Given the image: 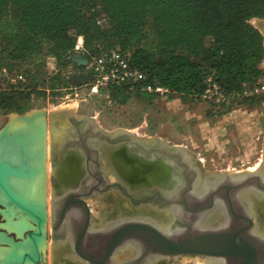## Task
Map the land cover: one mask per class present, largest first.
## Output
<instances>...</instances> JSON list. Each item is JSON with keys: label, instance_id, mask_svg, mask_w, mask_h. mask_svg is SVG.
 I'll return each instance as SVG.
<instances>
[{"label": "trees", "instance_id": "obj_1", "mask_svg": "<svg viewBox=\"0 0 264 264\" xmlns=\"http://www.w3.org/2000/svg\"><path fill=\"white\" fill-rule=\"evenodd\" d=\"M253 19H264V0H0V65L14 70L52 57L59 68L82 69L71 59L82 37L84 57L112 49L129 54L146 83L168 88L171 97L201 99L211 77L232 101L220 109L230 111L254 100L245 90L264 80V39ZM44 85L39 90L32 77L5 89L0 84V112L24 114L33 97L69 88L70 78L59 71ZM102 93L125 105L142 91Z\"/></svg>", "mask_w": 264, "mask_h": 264}, {"label": "water", "instance_id": "obj_2", "mask_svg": "<svg viewBox=\"0 0 264 264\" xmlns=\"http://www.w3.org/2000/svg\"><path fill=\"white\" fill-rule=\"evenodd\" d=\"M251 25L262 34L264 39V19H256L255 24ZM72 61L80 67L87 65V61L83 58H73ZM90 80L91 73L86 70L76 75L71 81L75 85L88 83ZM47 117L51 137V164L54 169L65 170L66 159L69 158V155H72L79 158L85 157L83 160L85 163L93 161L99 167L102 165L103 170L105 168L103 157H106L105 159L111 163L122 184L109 181L101 172L103 178L101 191L118 189L125 198L121 200L120 196L117 197L124 209H135L136 211L148 209L151 199L147 198L142 190L149 185H161L164 187L163 193L173 196L165 210L167 212L165 222L152 221L157 228L145 225L124 226L109 241L103 259H87L90 263L105 264L117 247L127 243L132 233L141 231L150 240V244L157 248L159 254L168 258H177L185 254H197L222 261L229 256H248L249 260L246 264H256V251L252 247L253 244L240 240L239 232L235 235L227 234L224 230L228 227L224 221L226 217L229 220H244L247 222L246 231L248 234L254 237L259 235L255 229L251 206H255L261 217H264V161L262 166L255 172L209 173L204 171L198 163L193 162L194 155L190 151L172 145L165 140L142 138L131 131L122 129L110 132L101 128L94 118L76 116L66 109L51 112ZM18 149L17 154L21 160L18 164L6 159L0 161V190L9 198L12 204L24 210L35 220L37 231L29 233L31 243H34L32 245L33 253H25L19 261L15 260L12 264L16 262L23 264L28 258L33 260L34 264H40L41 257L36 242L42 238H47V235L43 233V226L47 217L41 210L24 204L17 199L9 185L12 177H29L34 171L29 166L28 161L31 159L29 152L24 147ZM129 167L135 171V176L141 175L140 178L136 180L129 179L125 175L128 174L126 169ZM78 168L79 172L84 166ZM72 175L75 176L76 174ZM73 176H71V179L69 178L71 186H87L88 183H91V180L87 179L80 183L79 179ZM182 180L187 181L186 186H184L186 187L184 195L205 200V204L201 208L191 211L186 197L183 203L175 201L178 195V182H182ZM62 196L64 197V195L60 197ZM78 203L84 206L87 205L82 200H78ZM174 204L184 205V213L182 212L184 217L187 213H192L200 221L196 225L180 223L177 216L180 209L175 208ZM213 219L216 220L214 231L210 230L212 226L209 224L210 220ZM120 220V222H125L128 219ZM60 224L61 220L57 226L53 225L52 227L53 241L59 243L64 241V237L57 236L54 232ZM2 234L4 233L0 232L1 242H3ZM179 237L182 238L181 242L173 241V239ZM59 243L57 244L59 245Z\"/></svg>", "mask_w": 264, "mask_h": 264}, {"label": "rangeland", "instance_id": "obj_3", "mask_svg": "<svg viewBox=\"0 0 264 264\" xmlns=\"http://www.w3.org/2000/svg\"><path fill=\"white\" fill-rule=\"evenodd\" d=\"M255 22L256 19H253L250 24H255ZM83 57V52L74 51L71 59H82ZM2 68H6L9 75H4L1 72ZM261 69L264 71V62L261 64ZM83 70L73 67L59 68L56 59L52 57H43L37 61L23 63L16 66L14 70H9L7 67H1L0 65V84L4 89L20 82H29L32 77L39 84V90H44L47 87L44 85V81L47 82L59 71H63V75L70 78L69 88L56 90L55 92L47 90L46 97H33L30 103L32 109L24 114L12 113L5 115L0 112V132L8 128L13 118L30 119L31 117L43 115L48 123L47 115L49 113L66 109L76 116L94 118L101 128L110 132L120 129L127 130L142 138L162 139L172 145L183 147L194 155L193 162L198 163L204 171L209 173L253 172L261 167L264 161V92L255 93L254 95L249 92L244 94L245 98L251 99L254 97V100H248L241 105H234L230 111L227 108L225 110L220 109L221 104L226 103L229 105L232 102L227 98L218 101L180 96L158 97L145 94L143 91L141 94H133L125 105H120L110 101L102 92L92 93L87 83L73 85L72 78ZM47 132L48 135H45L44 143L41 142L44 144H42V151H45L41 165H44L45 171L41 175L36 173L33 177H28L31 178L32 186L37 184V181L38 183L43 182L42 184L46 181L48 187L46 195L48 202L44 205L47 209L45 228L47 238L46 241L38 240L37 242L40 252L41 246H45V252H41L43 260L40 264H53L54 243L50 236L52 233L51 200L54 193H57L56 190L67 186L64 185L65 178L63 174L57 173L58 169L52 167L51 137L48 126ZM3 142L6 146L4 145V149H2V155L8 157L11 155V150L6 148L9 145V140ZM42 145L39 144V147ZM103 162L109 176L108 168L112 166L105 158H103ZM79 166L77 159L67 161L65 168L67 175L71 177L72 174L68 173L71 170L73 174H76ZM111 170L113 171L114 168L112 167ZM113 172L117 176L115 170ZM25 182L21 181V183H24V187L27 185ZM39 185L41 186V184ZM0 193L3 195L0 194V213L4 219V222H0V232L4 233L2 235L3 242L0 240V250L11 246L12 249H23V253L15 259L19 261L23 254L32 250L33 244L26 235L30 231H36L37 226L34 219L26 214L32 227H34L32 229L26 227L27 229L25 228L24 232L22 231L21 236L14 231H10L6 225H8L10 219L17 220L18 216L14 213L17 207L10 202L2 191ZM16 193L18 194V191ZM100 197H106V195ZM100 197L88 200V205L94 215L95 212L100 213L103 210V205L98 204ZM92 201L97 204L93 205ZM112 203L113 201L106 200L107 208L112 206L111 208L114 210L113 206H116V203ZM5 213L7 214L5 215ZM11 234H15L20 241L17 242L11 237ZM199 263L203 264L204 261L199 259L197 263L190 264ZM0 264H5V260L2 261L0 258ZM15 264H18V262ZM27 264L34 263L29 262ZM55 264H63L60 256L56 257Z\"/></svg>", "mask_w": 264, "mask_h": 264}, {"label": "flooded vegetation", "instance_id": "obj_4", "mask_svg": "<svg viewBox=\"0 0 264 264\" xmlns=\"http://www.w3.org/2000/svg\"><path fill=\"white\" fill-rule=\"evenodd\" d=\"M68 157V159H66V162L72 160L74 161L75 159H77L79 161L80 167L84 166L81 171H77V176H72L76 179H79L80 183L85 179L91 180V183H88L87 186L79 185V187H77L76 185L71 186L70 184H68L66 187L56 190L57 193H54V197L51 200L52 227L53 225L57 226L59 221L61 220V224L56 230V232H54V234H56L57 236L64 237V241H60V243L53 241V243L54 247H56L55 245L59 243L60 247L64 249L59 254V256L65 264H71L74 262H76V264H92L87 259L102 260L106 254V249L109 244V241L113 238L116 232H118V230L122 229L126 225H145L150 227L155 226L152 221H157L153 220L152 217L144 215L143 213H141L142 211L140 210L136 211L135 209H124L122 205L121 208L125 214H122V216H105L106 220L102 222V220L99 217L95 216L91 211L90 206L88 205V200L96 199L104 195L108 196L110 194L114 196L116 195V197L120 196L121 200H124L125 198L123 197L121 192L116 188L109 189L103 192L101 191L103 187V178L101 172H103L106 178L111 181L106 172V168H103L102 170V165L101 167H99L93 161L85 163L83 162L85 157L79 158L77 156L74 157L72 155H69ZM126 170L128 174L126 173L125 175H127L131 180H136L141 176H135V171L130 167ZM71 174H73V172H71ZM69 178L71 179V177ZM111 182L122 184L119 178ZM178 184V195L176 196L175 201L183 203L186 197L188 207L191 211H195L196 209L201 208L205 204V200L203 199H197L195 198V196L184 195V191L186 190V187L184 186H186L187 184L186 180H182V182L180 181L178 182ZM160 186L161 185H149L146 186L142 190V192L147 198L151 199L150 207L146 210H150L154 214H157L156 216L160 218V222H165V217L167 216V212L165 210L167 208L168 202L173 199V196H168L163 193L162 190L164 187ZM61 195H64V197H60ZM78 200L84 201L87 205L84 206L78 203ZM117 200L119 199L117 198ZM174 207L178 210L180 209L178 212L179 214L177 215L180 223L196 225V223L200 221L196 218V215L192 213H187L185 215L186 217H184L183 211L185 207L183 204H174ZM125 218L128 220H126L125 222H120V219ZM142 218H144V220H142ZM215 221L216 220L214 219L210 220L209 224L210 226H212L210 230L214 231L213 228H215L216 225ZM0 222H4L1 213ZM224 222L227 224L226 226L228 227L225 228L224 231H226V233L229 235H235V233L239 232L240 240L244 242H251L253 244L252 247L256 251V264H264V236L259 233H257L259 235H257L256 237L248 234V232L246 231L247 222L244 220H229L226 217ZM155 227L157 228V226ZM194 228L196 227L194 226ZM29 233L26 236H28ZM50 236L53 240V229ZM11 237H13L17 242L20 241V239H18L15 234H11ZM173 241L179 243L182 241V238L179 237L175 240L173 239ZM125 250L126 252L122 253V251ZM182 257L199 258L200 260L202 259L201 261L205 259L209 261L213 260L221 264H246L249 260L248 256H229L222 261H218L214 258L197 254H185L177 258H168L165 255L163 256L159 254L157 248L153 247L150 244V240L144 236L143 232L138 231L131 234V237L127 240V243L117 247L111 255V258L105 264H156L159 261L163 264H173L175 260H180ZM42 260L43 258L41 257V262Z\"/></svg>", "mask_w": 264, "mask_h": 264}, {"label": "bare ground", "instance_id": "obj_5", "mask_svg": "<svg viewBox=\"0 0 264 264\" xmlns=\"http://www.w3.org/2000/svg\"><path fill=\"white\" fill-rule=\"evenodd\" d=\"M26 117H30V116H26ZM47 126H48L47 119H45V116H43V115L42 116H36L33 118L31 117L30 119H26V118L25 119L24 118L23 119H19V118L15 119V118H13L11 120V122L9 123L8 128L0 132V138L2 136V138L0 140V144L2 146V147L0 146V161L6 159V160L11 161L15 164H18L21 161L19 159L20 158L19 155L17 154V152L19 150L18 148L24 147V148H26V150L29 152V155L31 156V159H29V161H28L30 164L29 166L34 169V171L32 172V175L30 177H33V175H35L36 173L37 174L40 173V175H41L45 171L44 165L43 164L41 165V163H43V157L45 156V151L44 152L42 151V147L44 145L43 143L45 141V137H46L45 135H48L47 134L48 133L47 132ZM4 140H9V143H8L9 145L7 144L8 146L6 148L11 150V155H9L8 157L2 155L3 154L2 149H4V145L6 142V141L3 142ZM41 142H43V143H41ZM39 144L40 145L43 144V145L41 147H39ZM103 158H106V157H103ZM107 162H108V160H107ZM108 163H109V165H111L110 162H108ZM105 168H106V166H105ZM111 168H108L109 177L111 180H117L119 177H118V175L116 176L114 174L113 171L115 169L112 171ZM55 169H58L57 173L60 172L63 174V176L65 178V180L63 181L65 183L64 185H68L69 184L68 183L69 182V178H68L69 176L67 175L66 169L65 170H60V168H55ZM250 172H252V171H250ZM253 172H255V171H253ZM68 173L71 174L70 171ZM115 173H116V171H115ZM21 181H26L25 182V184H27L26 187H24V183H21ZM42 183H38V181H37V184H34V186H32L31 178H28V177H25V178H23V177H21V178L12 177L10 179L9 185L12 188V190L14 191V194L17 197V199H19L24 204L30 205L35 209L41 210L42 212H44V214L47 217V209H46V206H44V205L48 202V197L46 196L48 187H47L46 181H44V184H42ZM39 184H41V186ZM61 185H63V184H61ZM14 189H16V190L19 189V190H17L18 194L16 193L17 191ZM106 200H112L113 203H116V206H113L114 210L112 208H107ZM118 201L119 200H117V197L114 195H109L106 197H100L98 204L101 203L103 205V210L100 213L95 212V216L99 217L102 220V222H104L106 220L105 216H108V217L111 215L122 216V214H125V213L123 212V210L121 208V204ZM91 203L93 205L97 204V203H94L93 201ZM15 207H17V206H15ZM251 209H252L254 219L256 221V232L264 236V217H261L259 211L255 208V206H251ZM20 210H21V212H20ZM14 211H15L14 213L18 216L17 220L10 219L8 222V225H6V226L10 231H14L17 233V235L21 236L22 231L25 230L26 227L27 228L29 227L32 229L34 226L32 227L31 223L29 222V220L27 218L26 214H28V213H26L24 210L20 209L19 207H17ZM141 213H143L146 216L152 217L153 220H155L157 222L160 220V218L158 216H156L157 214H154L150 210H144ZM6 214L7 213H5V215ZM9 215H11V214H9ZM17 216H15V217H17ZM146 216H144V217H146ZM154 216H156L157 218ZM7 217H8V215H7ZM150 217H148V218H150ZM35 224H36V222H35ZM46 224H47V219H46L45 225L43 226V230H44L43 233L44 234H45ZM36 226H37V224H36ZM28 237H29V235H28ZM29 240L32 242L30 237H29ZM41 240L46 241V238H42ZM55 246L56 247H53V264L56 263V257L59 256V254L64 250L58 244H56ZM11 247L10 248L7 247L5 249L0 250V258L2 259V261L5 260V264L14 263L15 259L23 253V249H19V248H13L12 249ZM37 247H38V252L40 253V257H41V252H45V246L44 245L41 246L42 247L41 252L39 250L38 243H37ZM125 252H126V250L122 251V253H125ZM27 253H33V250H31L30 252H27ZM198 261H199V258L182 257L180 260H175L174 264H190V263H197ZM203 261H204L203 264H221V263L215 262L213 260L209 261V260L205 259ZM29 262L32 263L33 260L28 258L24 262V264H27ZM155 263H156V261H155ZM63 264H65V263L63 262ZM71 264H76V262L71 263ZM156 264H163V263L159 261Z\"/></svg>", "mask_w": 264, "mask_h": 264}, {"label": "built area", "instance_id": "obj_6", "mask_svg": "<svg viewBox=\"0 0 264 264\" xmlns=\"http://www.w3.org/2000/svg\"><path fill=\"white\" fill-rule=\"evenodd\" d=\"M105 20H99L98 24L102 25ZM76 52H83L84 45L82 37H79L75 46ZM87 61L85 67H78L84 69L81 73L89 70L91 73V80L87 86L91 88V92L98 94L108 87H141V91L148 94H154L158 97H167L172 94L171 90L166 87L146 83V75L138 67L132 65L130 55L119 50H103L98 55L92 56L90 59L83 57ZM1 72L4 75H9L6 68H2ZM80 72V71H79ZM80 74V73H79ZM208 88L202 95L203 99H226L225 94L221 91L219 85L213 81L211 77L207 79ZM264 92V80L257 85L248 86L245 94ZM107 96V95H106ZM108 97V96H107Z\"/></svg>", "mask_w": 264, "mask_h": 264}]
</instances>
